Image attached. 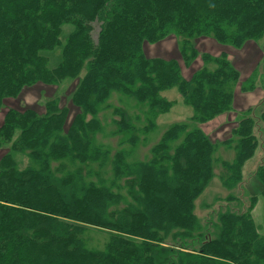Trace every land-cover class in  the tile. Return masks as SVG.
Here are the masks:
<instances>
[{
	"label": "trees",
	"instance_id": "16d2710c",
	"mask_svg": "<svg viewBox=\"0 0 264 264\" xmlns=\"http://www.w3.org/2000/svg\"><path fill=\"white\" fill-rule=\"evenodd\" d=\"M263 34L264 0H0V110L27 88L77 80L39 106L5 107L0 264H176L179 255L184 264H264L252 214L264 195V164L248 187L242 174L264 110L233 109L238 93L255 90L257 68L245 78L233 57L240 53L212 54L208 40L199 47L211 37L242 50ZM168 37L173 57L146 53ZM56 48L51 66L45 53ZM171 87L193 115L171 124L149 157L132 158L171 108L161 94ZM102 109L113 113L115 148L96 138ZM221 116L224 125L206 132ZM222 146L231 160L217 155ZM17 154L29 163L20 168ZM217 163L228 194L203 220L194 202Z\"/></svg>",
	"mask_w": 264,
	"mask_h": 264
},
{
	"label": "rangeland",
	"instance_id": "374dc122",
	"mask_svg": "<svg viewBox=\"0 0 264 264\" xmlns=\"http://www.w3.org/2000/svg\"><path fill=\"white\" fill-rule=\"evenodd\" d=\"M69 26L63 28L61 38L64 39V36L67 34ZM204 40H208L211 43L208 44ZM207 46L206 51L212 54H218L220 51H226L229 55L236 52L240 53V56L234 55L237 61V67L240 69L241 74L246 75L245 78L249 76L253 68H257V81L255 82L256 88L253 92L238 93L235 97L233 109L235 113L241 112L244 109L252 108L253 115L260 114L264 110V82L261 83V79L264 81V34L253 43L252 46L247 45L243 47L242 50H237L229 45H222L217 43L211 37H205L200 39L199 47L203 48ZM147 54L149 56H159L163 58H171L176 53L175 39L172 37L165 38L164 40L155 43L147 44ZM256 50H259V58L256 54ZM59 49L56 48L52 52L45 53L46 57L49 60L51 66L56 65L59 61L58 58ZM263 56V58H260ZM232 57V59H234ZM256 59V63L253 64ZM240 60V62H238ZM253 64V65H252ZM256 64V65H255ZM199 61H196L190 68H188L189 73L187 75L186 69L183 70V73L188 77L193 69L197 68ZM84 74L80 73V77ZM248 74V75H247ZM77 80L74 78H65L61 80L57 85L45 87V86H36L33 88H27L23 91V94L20 98L16 100L7 99L5 101V106L0 110V124L2 121V115L7 106H39L45 101L51 94L56 96H61L72 91ZM263 85V86H262ZM161 94L170 102H172L171 108L158 116L155 121V127H153L147 134V139L145 141H139L133 149L131 154L132 158L144 159L151 155L153 146L159 141L160 137L164 131L173 123L182 122L187 120L190 116L193 115V109L185 104L180 96L176 87H171L161 92ZM117 94H112L109 98L111 102H117ZM97 115L101 118L102 128L100 132H96V138L98 140L108 143L111 148L117 146V136L111 133L113 126L111 125V119L113 113L111 110L102 109L97 111ZM114 118V117H113ZM229 119V116L227 117ZM226 121L225 116H221L215 119L211 124H208L204 127L206 132H210L211 135L215 133L214 130H217L218 127L224 125ZM255 135L258 139V144L255 149L254 155L248 159L242 168V174L244 179V186L248 187L252 174L255 172L256 167L259 164H264V124L260 121L256 124ZM220 134V133H218ZM220 136H222L220 134ZM217 155L224 157L227 160H231L233 157V151L226 149L225 147H220L217 150ZM16 160L18 161L19 167L22 168L29 163L27 157L22 154L15 155ZM220 165L217 163L212 177L202 188L200 193L195 198L194 202V213L200 219L206 220L210 215H214L215 212L223 207L225 201L223 198L228 194L224 186L221 184L217 174L219 173ZM220 196V197H219ZM257 202L252 209L253 218L259 228L261 234H264V195L257 198ZM247 203V202H246ZM94 232V231H92ZM176 264H184V259L182 255H179L178 259L175 261Z\"/></svg>",
	"mask_w": 264,
	"mask_h": 264
}]
</instances>
